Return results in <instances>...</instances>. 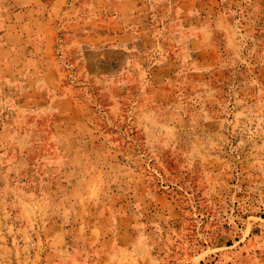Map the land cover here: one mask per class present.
Masks as SVG:
<instances>
[{"label":"rangeland","instance_id":"1","mask_svg":"<svg viewBox=\"0 0 264 264\" xmlns=\"http://www.w3.org/2000/svg\"><path fill=\"white\" fill-rule=\"evenodd\" d=\"M0 264H264V0H0Z\"/></svg>","mask_w":264,"mask_h":264}]
</instances>
